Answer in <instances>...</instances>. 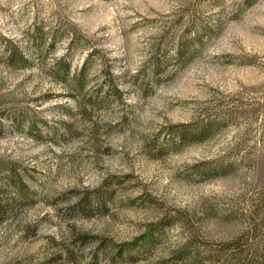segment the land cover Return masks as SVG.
Instances as JSON below:
<instances>
[{
    "label": "rangeland",
    "instance_id": "374dc122",
    "mask_svg": "<svg viewBox=\"0 0 264 264\" xmlns=\"http://www.w3.org/2000/svg\"><path fill=\"white\" fill-rule=\"evenodd\" d=\"M0 264H264V0H0Z\"/></svg>",
    "mask_w": 264,
    "mask_h": 264
}]
</instances>
